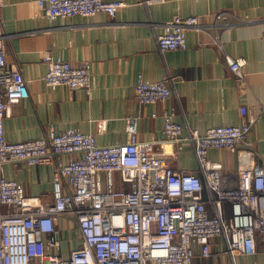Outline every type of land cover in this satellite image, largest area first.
I'll return each mask as SVG.
<instances>
[{"label":"built area","instance_id":"obj_1","mask_svg":"<svg viewBox=\"0 0 264 264\" xmlns=\"http://www.w3.org/2000/svg\"><path fill=\"white\" fill-rule=\"evenodd\" d=\"M4 3L0 0V7ZM37 3L50 20L98 12L113 17L125 5L122 0ZM230 16L216 18L228 24ZM163 26L155 36L161 53L185 48L186 31L199 27V19L177 16ZM3 36L0 26V264H192L194 247L208 256L215 237L224 238L230 256L264 251V157L257 161L253 150L240 149L249 122L184 131L171 113L164 114L163 140L178 148L189 142L199 174L171 167L151 141L139 140L135 116L125 118V143L98 144L96 133L106 130V119L97 121L96 132L50 128L36 139L8 141L4 118L28 91L20 70L5 67ZM219 37L216 32L214 41ZM225 59L235 77L243 79L245 58L225 54ZM43 60L49 88L91 89L89 63L73 65L50 53ZM173 81L170 75L151 81L139 73L136 97L140 103L164 102ZM212 148L237 154L236 173L227 174L208 157ZM9 162L53 165V200L27 195L19 181L5 175ZM66 215L75 219L80 243L64 254L57 223Z\"/></svg>","mask_w":264,"mask_h":264},{"label":"crops","instance_id":"obj_2","mask_svg":"<svg viewBox=\"0 0 264 264\" xmlns=\"http://www.w3.org/2000/svg\"><path fill=\"white\" fill-rule=\"evenodd\" d=\"M122 1L125 5L113 17L98 12L50 20L37 0H5L0 7L5 67L20 70L28 91V97L11 104L4 118L6 139H36L50 128L96 132L97 121L106 119V130L96 133L98 144L125 143V118L135 116L139 140L151 141L153 150L162 153L171 167L199 174L189 142L178 148L163 140L164 114L171 113L184 131L204 132L211 126L249 122L240 149L253 150L257 161L264 157V0ZM219 13L231 15L230 23L218 20ZM177 16H197L199 27L186 31L185 48L161 53L155 36L163 32L166 21ZM216 32L218 42L214 41ZM47 53L73 65L89 63L91 89L49 88L43 79ZM225 54L245 58L243 79L229 69ZM139 73L151 81L174 77L164 102L138 101L134 86ZM208 157L219 161L227 174L236 173V153L212 148ZM4 173L19 181L27 195L43 202L53 200V165L9 162ZM116 186H120L118 177ZM226 210L229 217L228 205ZM57 228L67 254L80 243L75 219L63 216ZM192 264H264V251L230 256L224 238L215 237L208 256L194 247Z\"/></svg>","mask_w":264,"mask_h":264}]
</instances>
